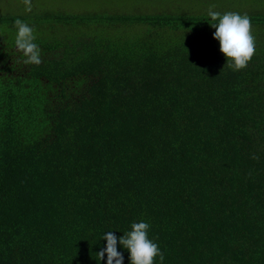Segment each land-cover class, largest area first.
I'll use <instances>...</instances> for the list:
<instances>
[{"label":"trees","instance_id":"trees-1","mask_svg":"<svg viewBox=\"0 0 264 264\" xmlns=\"http://www.w3.org/2000/svg\"><path fill=\"white\" fill-rule=\"evenodd\" d=\"M66 1L0 16V264H106L141 221L163 264H264V0ZM210 9L250 18L246 68Z\"/></svg>","mask_w":264,"mask_h":264},{"label":"clouds","instance_id":"clouds-1","mask_svg":"<svg viewBox=\"0 0 264 264\" xmlns=\"http://www.w3.org/2000/svg\"><path fill=\"white\" fill-rule=\"evenodd\" d=\"M25 11L32 10L31 0H24ZM211 18V27L215 29L213 38L219 41L220 51L226 57L225 66L239 71L247 67L255 54V38L252 35V24L250 18L245 14L235 12H208ZM17 27L15 45L18 51L23 53L27 59L25 64L39 65L42 63L40 49L34 43L33 29L20 19L14 21ZM222 72V71H221ZM150 225L146 222H133L131 231L117 237L112 231L104 233L103 239L107 241L106 246L96 255L99 260L107 256L106 264H123V254L117 250V243L130 253V264H154L157 256L163 264L164 255L158 245L148 238Z\"/></svg>","mask_w":264,"mask_h":264},{"label":"rangeland","instance_id":"rangeland-1","mask_svg":"<svg viewBox=\"0 0 264 264\" xmlns=\"http://www.w3.org/2000/svg\"><path fill=\"white\" fill-rule=\"evenodd\" d=\"M68 1L72 2L73 0H68ZM68 1H66L67 3L63 6L65 9L66 8L68 9L77 8L78 6H81V3H82L80 1L69 3ZM31 3H32V8H34L35 10H40L45 5L46 6L52 5L53 0H31ZM94 4L95 3H92V2L91 4H89V1H88L86 4L82 5L81 7L88 9L90 6H95ZM99 5H103V4H99ZM25 7L26 6L24 4V0H0V16L5 17L6 15L10 16V15H16L18 13H22L25 11ZM251 11L255 12L256 9H253ZM8 26L9 25H7L6 23L0 22V35L7 36L10 40H12L14 37L13 36L14 32L13 31L9 32Z\"/></svg>","mask_w":264,"mask_h":264}]
</instances>
